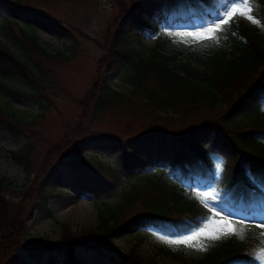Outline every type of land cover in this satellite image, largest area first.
<instances>
[{"label": "trees", "instance_id": "1", "mask_svg": "<svg viewBox=\"0 0 264 264\" xmlns=\"http://www.w3.org/2000/svg\"><path fill=\"white\" fill-rule=\"evenodd\" d=\"M134 1L130 0V8L120 15L116 33L109 44L112 51L106 65L108 68H128L125 80L129 83V92L120 93L111 87H102L98 101L102 104L122 103L137 97L140 99L139 108L151 117L164 115L163 118L170 121L185 123L189 120L193 124L169 133L150 132L129 141L108 138L98 142V146L118 152L123 158V170L135 174L140 180L129 186L117 203L100 202L96 208V224L89 227L87 234L82 235L80 231L71 233L64 230V226L62 229L64 237H78L73 242L107 255L112 264H152L137 251L138 241L126 251L113 244L112 236L121 226L137 230L151 225L162 232L178 234L206 221L208 218L205 220L204 217H208V213L190 197L195 185L205 187L213 184L219 198L233 204L249 203L253 199L250 198L251 189L258 192V186H264L261 179L264 178V120H259L264 114L261 110L264 105V44L259 40L258 28L241 18L225 19L224 22L217 20L227 0ZM14 3V0H0V14H6V29L21 43L22 51L16 53L0 45V88L20 94L25 91L11 87L7 81L19 76V70L30 69L29 46L44 53L48 51L32 29H25L19 22L20 36L11 28L16 22ZM247 6L253 8L256 13L253 16L264 27V0H254ZM193 17L216 23L214 42L206 51L192 47L165 50L160 36L145 52L132 47V42L139 39L145 30L156 33L163 22L190 21ZM0 109L8 117V110ZM14 117L8 118L28 123L23 117ZM247 118L248 122L244 121ZM0 126L13 131L5 121L0 120ZM209 137H212L209 144L221 149L228 157L217 181L213 180L212 166L202 155L203 142ZM77 148L80 150L82 145ZM10 154L20 165L24 166L28 160L26 150ZM185 155L189 160L184 161ZM243 158L247 167H241ZM46 165L48 171L56 168L51 160ZM80 167L84 164L74 161L68 170L57 168L51 175H62L63 172L71 176ZM148 168L152 171L146 172ZM115 169L117 172L118 168ZM246 171L254 174L255 181L246 178ZM68 179L74 186L73 179ZM88 179L77 182L93 190L96 183ZM55 193L49 184H42L36 206L46 210L48 198ZM7 202L0 192V235L4 232L0 236V246L7 248L4 258L0 253V264H39L44 252L52 254L60 245L23 243L28 230V217L22 209L24 203L15 202L14 206L12 201L10 204ZM259 202L264 203L263 196L257 204ZM131 207H134L132 211ZM8 219L11 225L7 226L5 222ZM260 249L264 250V235L239 223H231L220 243L200 256L199 262L257 264L256 252ZM159 250L169 251L167 248ZM68 264H73V261L69 260Z\"/></svg>", "mask_w": 264, "mask_h": 264}, {"label": "rangeland", "instance_id": "2", "mask_svg": "<svg viewBox=\"0 0 264 264\" xmlns=\"http://www.w3.org/2000/svg\"><path fill=\"white\" fill-rule=\"evenodd\" d=\"M129 1L14 0L16 10H13V16L16 22L12 23L11 28L20 36L19 22L25 29H32L48 52H41L30 45V69L19 70L26 78L20 74L7 81L11 87L25 92L13 94L0 88V107L8 110V117L15 119L14 116H18L28 121L27 124L13 121L0 109V120L13 128L11 131L0 126V192L9 204L10 201L12 205L15 202L24 203L22 209L28 217V230L23 236V243L60 245L52 254L50 251L44 252L39 264H68L69 260L73 264H112L107 255H100L73 242L78 237H64L62 229L64 226V230L71 233L80 231L82 235L87 234L89 227L96 224V208L100 202L117 203L128 187L140 180L135 174L123 170V158L118 152L102 148L98 142L108 138L129 141L150 132L169 133L193 124L189 120L185 123L170 121L163 118L164 115L160 118L151 117L139 108L140 99L137 97L131 101L123 100L122 103L102 104L98 101L102 87H111L120 93L129 92L130 89L125 80L127 67L106 66L110 61V45L116 25L120 15L130 8ZM235 9L233 11L229 6L228 11L233 14L229 16L224 11L222 16L240 17L249 25L257 27L259 40L264 44L263 25L253 17L249 19L246 6L237 4ZM5 17L6 14H0V45L21 53L22 45L10 36ZM192 21L163 22L159 26L162 47L173 50L191 46L202 51L208 50L213 41L215 23L202 22L196 18ZM156 36V33L145 30L141 38L132 42V47L145 52L154 44ZM119 48L122 50V47ZM249 118L244 121L248 122ZM259 120H264V114ZM211 138L203 142L202 155L215 169L216 177H219L228 157L221 149L209 144ZM80 145L82 148L78 150L77 146ZM23 150L28 153L24 166L10 154ZM184 157V161L189 160L188 155ZM50 160L56 168L48 171L46 164ZM74 161L82 162L84 167L75 170L71 176L63 172L62 175H51L52 170L57 168L68 170ZM221 163L222 167L218 170L217 164ZM240 164L241 167H247L246 159L243 158ZM151 171V168L146 170ZM87 176L96 183L93 190L77 182L89 180ZM166 176L170 174L166 173ZM69 177L73 179L74 186ZM42 184H49L56 190L48 198L46 210L36 206ZM252 191L250 198L253 199L249 203L241 202V206L223 201L211 185L195 186L190 197L209 213L208 219L200 226L178 234L161 232L151 225L137 230L121 226L112 236L113 244L126 251L138 241L137 251L152 264H200L199 257L220 243L231 222L241 223L264 235V208L248 207L264 205L260 202L257 204V200L264 197V188L261 187L258 192ZM64 204L62 208L59 206ZM76 204H82L83 210L77 216H66L64 211ZM133 209L131 207L130 211ZM5 223L11 225L9 219ZM213 235H219L220 238L211 239ZM1 247L0 253L4 258L7 248ZM201 247L206 250L202 251ZM160 248L169 251L161 252ZM70 252L72 255H69ZM251 258L253 262L254 258ZM256 258L262 264L264 250H258Z\"/></svg>", "mask_w": 264, "mask_h": 264}, {"label": "snow or ice", "instance_id": "3", "mask_svg": "<svg viewBox=\"0 0 264 264\" xmlns=\"http://www.w3.org/2000/svg\"><path fill=\"white\" fill-rule=\"evenodd\" d=\"M250 3H254V0H227V3L224 7V11L228 13L229 16H231L233 14V12H229L228 11V8L229 6H231L233 8V11H235V5L237 4H244V5H247V4H250ZM247 11L249 13H251L252 15H255V11L253 10V8H248ZM252 15L249 16V19L252 18ZM218 19L221 21V22H224V17L223 16H218ZM262 111H264V108L261 109ZM221 161H222V158H221ZM222 167V163L221 164H217V169H221ZM246 175V178L249 179V181L253 180L254 178H256L254 176V174L250 173V172H247L245 173ZM262 180H264V178H261ZM204 219L206 220L207 219V216L204 217ZM211 239H219V235H213L210 237ZM201 250L204 251L206 249H204L203 247H201Z\"/></svg>", "mask_w": 264, "mask_h": 264}, {"label": "bare ground", "instance_id": "4", "mask_svg": "<svg viewBox=\"0 0 264 264\" xmlns=\"http://www.w3.org/2000/svg\"><path fill=\"white\" fill-rule=\"evenodd\" d=\"M60 20V19H59ZM61 21V20H60ZM62 22V21H61ZM63 24V23H62ZM68 204V203H67ZM59 206H61V208L63 207V206H65V204L64 205H59ZM83 208H84V206L82 205V204H76L74 207H69V208H67L65 211H64V213H65V215L66 216H71V215H73V216H77L78 214H79V212L81 211V210H83Z\"/></svg>", "mask_w": 264, "mask_h": 264}]
</instances>
